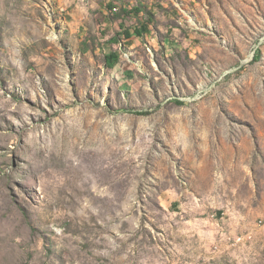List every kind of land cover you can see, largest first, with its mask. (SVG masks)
Returning a JSON list of instances; mask_svg holds the SVG:
<instances>
[{
	"label": "rangeland",
	"instance_id": "obj_1",
	"mask_svg": "<svg viewBox=\"0 0 264 264\" xmlns=\"http://www.w3.org/2000/svg\"><path fill=\"white\" fill-rule=\"evenodd\" d=\"M0 264H264V0H0Z\"/></svg>",
	"mask_w": 264,
	"mask_h": 264
},
{
	"label": "trees",
	"instance_id": "obj_2",
	"mask_svg": "<svg viewBox=\"0 0 264 264\" xmlns=\"http://www.w3.org/2000/svg\"><path fill=\"white\" fill-rule=\"evenodd\" d=\"M148 31V25H143L141 28L136 30L137 35L142 36L144 33ZM133 34L127 32V37L132 38ZM121 57L119 54L114 53L107 58V64L110 68H114L117 63H119ZM177 103L182 104L183 102L180 100H176ZM137 115H149V112H136Z\"/></svg>",
	"mask_w": 264,
	"mask_h": 264
}]
</instances>
